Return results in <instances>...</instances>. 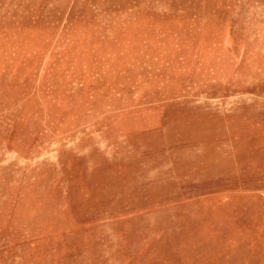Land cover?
<instances>
[{"label":"rangeland","instance_id":"rangeland-1","mask_svg":"<svg viewBox=\"0 0 264 264\" xmlns=\"http://www.w3.org/2000/svg\"><path fill=\"white\" fill-rule=\"evenodd\" d=\"M0 264H264V0H0Z\"/></svg>","mask_w":264,"mask_h":264}]
</instances>
